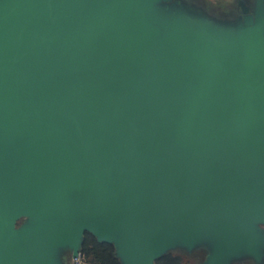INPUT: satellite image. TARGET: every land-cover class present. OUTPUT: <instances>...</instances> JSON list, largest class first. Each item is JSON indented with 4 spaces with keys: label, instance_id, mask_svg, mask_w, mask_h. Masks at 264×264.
Instances as JSON below:
<instances>
[{
    "label": "water",
    "instance_id": "1",
    "mask_svg": "<svg viewBox=\"0 0 264 264\" xmlns=\"http://www.w3.org/2000/svg\"><path fill=\"white\" fill-rule=\"evenodd\" d=\"M242 10L0 0V264L86 233L120 264H264V0Z\"/></svg>",
    "mask_w": 264,
    "mask_h": 264
},
{
    "label": "rangeland",
    "instance_id": "2",
    "mask_svg": "<svg viewBox=\"0 0 264 264\" xmlns=\"http://www.w3.org/2000/svg\"><path fill=\"white\" fill-rule=\"evenodd\" d=\"M189 4L197 5L200 8H203L207 13H212L215 16H232L236 17V0H185ZM255 0L251 1L250 4H253ZM173 254L180 256L182 258V264H202L206 258V254L203 250L197 249L194 251H186L185 249H173L170 250L166 255ZM165 256V255H164ZM163 257V256H162ZM161 257V258H162ZM160 259V258H159ZM158 259V260H159ZM63 264H75L71 252L66 250L63 254ZM85 264H91L87 259ZM157 264V261H156ZM236 264H255L253 260H245Z\"/></svg>",
    "mask_w": 264,
    "mask_h": 264
},
{
    "label": "trees",
    "instance_id": "3",
    "mask_svg": "<svg viewBox=\"0 0 264 264\" xmlns=\"http://www.w3.org/2000/svg\"><path fill=\"white\" fill-rule=\"evenodd\" d=\"M84 254L91 264H120L115 256L114 247L108 243H100L90 233H86L82 247ZM182 258L173 254H168L157 260V264H182Z\"/></svg>",
    "mask_w": 264,
    "mask_h": 264
},
{
    "label": "flooded vegetation",
    "instance_id": "4",
    "mask_svg": "<svg viewBox=\"0 0 264 264\" xmlns=\"http://www.w3.org/2000/svg\"><path fill=\"white\" fill-rule=\"evenodd\" d=\"M251 1H253V0H236V11H237V14L238 15H244V13H242L243 12V7L244 6H249L250 5V3H251ZM250 12H252V10H250Z\"/></svg>",
    "mask_w": 264,
    "mask_h": 264
},
{
    "label": "built area",
    "instance_id": "5",
    "mask_svg": "<svg viewBox=\"0 0 264 264\" xmlns=\"http://www.w3.org/2000/svg\"><path fill=\"white\" fill-rule=\"evenodd\" d=\"M73 260L75 264H85L86 263V258L84 254L82 253V250L79 252L78 256L73 257Z\"/></svg>",
    "mask_w": 264,
    "mask_h": 264
}]
</instances>
